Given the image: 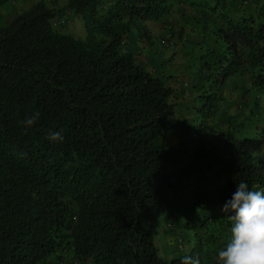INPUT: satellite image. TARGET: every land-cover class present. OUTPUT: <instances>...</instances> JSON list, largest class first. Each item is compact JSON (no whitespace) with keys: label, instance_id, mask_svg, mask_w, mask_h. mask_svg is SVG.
<instances>
[{"label":"trees","instance_id":"trees-1","mask_svg":"<svg viewBox=\"0 0 264 264\" xmlns=\"http://www.w3.org/2000/svg\"><path fill=\"white\" fill-rule=\"evenodd\" d=\"M7 1L0 0V20ZM179 3L216 21L205 25L214 42L199 57L195 151L223 180L190 191L197 208L174 224L197 242L168 258L155 241L174 204L177 157L165 135L177 126L176 91L137 58L129 39L154 45L149 22ZM231 7L228 0H69L53 7L39 0L0 25V264H57L66 254L75 264H180L186 254L211 264L201 239L230 232L221 208L236 182L264 188L263 119L252 129L247 122L246 133L239 130L244 122L226 127L219 120L239 77L264 96V10L236 15ZM67 14L83 19L86 38L54 28ZM37 111L27 128L22 122ZM55 130L62 142L47 139Z\"/></svg>","mask_w":264,"mask_h":264},{"label":"rangeland","instance_id":"rangeland-1","mask_svg":"<svg viewBox=\"0 0 264 264\" xmlns=\"http://www.w3.org/2000/svg\"><path fill=\"white\" fill-rule=\"evenodd\" d=\"M39 0H8L1 7L2 17L0 25L10 23V15L31 7ZM69 0H46L50 7L66 5ZM264 6V3H263ZM177 4L169 16H164L157 21L149 22L151 26L154 45L135 44V38L129 39L136 48L137 58L146 63L149 70L167 78L175 88L173 101L177 105L174 119L177 126L165 135L166 143L176 151L177 161L171 168L176 188L172 192L174 204L168 208L159 223V232L156 244L162 256L171 258L175 254L187 253L197 242L192 231L179 228L174 219L184 220L186 216L197 208L192 194L197 185L215 186L223 180L220 169L207 160L201 159L195 148L197 147V116L194 109L195 97L198 95L197 82L199 80V57L205 45L214 42V38L206 24L215 26V18H204L200 11ZM17 12V11H16ZM185 12V13H183ZM56 30L78 38H86L88 28L83 19L73 14L57 18L53 21ZM172 27L173 42H165V30ZM207 35L205 37V34ZM204 37V38H203ZM204 41L203 39H206ZM137 42V41H136ZM130 43V44H131ZM158 67V68H156ZM264 121V96L255 91L245 77L241 76L236 83L229 85L226 90V99L222 104L219 116L221 126H231L243 123L239 130L241 133L250 132L256 123ZM247 122H251V129ZM238 127V126H237ZM214 232V231H213ZM216 233V232H215ZM179 237L184 239V249L180 252L177 246ZM207 232L201 242L210 249L208 263L216 264L217 257L214 251H219L226 245L230 232L220 231L207 239ZM52 264H56L52 261ZM57 264H75L71 254H66Z\"/></svg>","mask_w":264,"mask_h":264},{"label":"clouds","instance_id":"clouds-1","mask_svg":"<svg viewBox=\"0 0 264 264\" xmlns=\"http://www.w3.org/2000/svg\"><path fill=\"white\" fill-rule=\"evenodd\" d=\"M37 111L22 122L31 128L39 119ZM47 139L62 142V130L49 131ZM230 222V237L218 251L216 264H264V188L246 181L236 182V190L221 208ZM180 264H201L198 256L184 255Z\"/></svg>","mask_w":264,"mask_h":264},{"label":"crops","instance_id":"crops-1","mask_svg":"<svg viewBox=\"0 0 264 264\" xmlns=\"http://www.w3.org/2000/svg\"><path fill=\"white\" fill-rule=\"evenodd\" d=\"M230 2L231 10L235 12L236 15H254L257 16L260 12L264 10V0H249L250 4H243L244 0H228ZM32 6V5H31ZM17 11V12H16ZM15 13L10 15V22L13 20L16 13H18V9ZM141 44L139 42H135V44Z\"/></svg>","mask_w":264,"mask_h":264},{"label":"built area","instance_id":"built-area-1","mask_svg":"<svg viewBox=\"0 0 264 264\" xmlns=\"http://www.w3.org/2000/svg\"><path fill=\"white\" fill-rule=\"evenodd\" d=\"M244 3H246V4L249 3V0H245ZM173 38H174V35H173V32H172V27L169 26L165 30V42L172 43L173 42ZM177 246H178V249L180 251H183V249H184V239H183V237H179L178 238Z\"/></svg>","mask_w":264,"mask_h":264}]
</instances>
